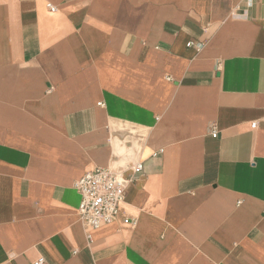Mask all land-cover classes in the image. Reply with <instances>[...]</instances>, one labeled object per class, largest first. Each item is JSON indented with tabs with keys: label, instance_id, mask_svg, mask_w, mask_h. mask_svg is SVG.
<instances>
[{
	"label": "crops",
	"instance_id": "obj_1",
	"mask_svg": "<svg viewBox=\"0 0 264 264\" xmlns=\"http://www.w3.org/2000/svg\"><path fill=\"white\" fill-rule=\"evenodd\" d=\"M136 162L86 229L74 183ZM41 258L264 264V0H0V264Z\"/></svg>",
	"mask_w": 264,
	"mask_h": 264
},
{
	"label": "built area",
	"instance_id": "obj_2",
	"mask_svg": "<svg viewBox=\"0 0 264 264\" xmlns=\"http://www.w3.org/2000/svg\"><path fill=\"white\" fill-rule=\"evenodd\" d=\"M49 9L54 10L52 6H49ZM187 47L199 49L201 45L190 41ZM252 127L254 128L255 124H252ZM211 136L216 138L217 132L213 131ZM141 169L140 162L125 166L121 171L99 167L76 181L73 187L80 197L77 215L81 224L92 230L113 222L119 214L128 186L136 181L135 175ZM43 263L41 258L34 264Z\"/></svg>",
	"mask_w": 264,
	"mask_h": 264
}]
</instances>
